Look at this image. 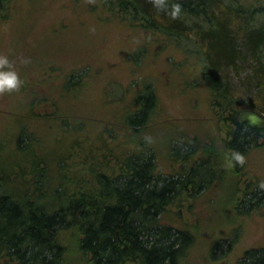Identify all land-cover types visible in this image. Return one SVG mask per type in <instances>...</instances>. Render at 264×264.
Here are the masks:
<instances>
[{"label":"rangeland","instance_id":"obj_1","mask_svg":"<svg viewBox=\"0 0 264 264\" xmlns=\"http://www.w3.org/2000/svg\"><path fill=\"white\" fill-rule=\"evenodd\" d=\"M199 49L195 39L177 43L133 27L90 0H0V52L9 55L24 80L19 90L0 94V165L10 169L21 163L25 153L16 142L23 132L46 133L41 131L46 124L38 125L39 118L28 111L36 107L37 93L60 96L67 76L82 74L83 83L63 93L58 109L75 128L61 130L79 135L84 147L75 149L63 136L50 148L54 165L64 155V171L71 177L85 180L93 168L116 178L129 156L153 153L157 171L176 180L203 159L206 186L183 194L161 213L163 224L193 234L179 264H240L246 252L264 251V147H252L241 170L226 166L229 123L214 105ZM243 51L237 67L223 68L232 85L231 107L241 110L245 102H256L264 112L258 76L250 67L254 62ZM24 57L30 62L21 63ZM49 65L55 68L49 71ZM147 85L154 89L156 108L147 124L131 125L127 118L139 107L135 97ZM49 138L41 145L51 144ZM29 147L35 148L34 142ZM63 264L85 261L73 251Z\"/></svg>","mask_w":264,"mask_h":264},{"label":"trees","instance_id":"obj_2","mask_svg":"<svg viewBox=\"0 0 264 264\" xmlns=\"http://www.w3.org/2000/svg\"><path fill=\"white\" fill-rule=\"evenodd\" d=\"M90 2L93 7L128 20L133 27L177 43L199 41L205 62L203 72L213 90L214 105L229 123L226 141L230 153L239 151L245 158L252 147H264V128L250 127L240 119L242 109L231 107L232 85L223 71L225 67H237L246 50L247 58L254 62L250 67L258 76L260 95L264 97V0H165L163 8L154 5L153 0ZM176 2L182 10L174 18L170 11ZM52 67L55 68L49 65V71ZM68 77L60 96L38 92L33 102L36 107L29 106L28 111L39 118L35 122L46 124L41 130L47 129L46 133L37 134L34 128V136L23 132L16 142V147L25 153L21 163L10 169L0 165V264H63L67 253L73 251L83 256L85 264H179V255L184 245L193 241V234L163 224L161 213L183 194L189 196L206 186L208 177L200 166L207 162L198 159L176 180L157 171L153 153L133 160L129 156L116 178L108 173L95 174L93 168L85 180L80 174L67 175L64 155H58L56 166L49 153L66 136L74 142L75 149L84 147L79 135L61 130L75 128L68 117H62L66 115L59 111L58 103L65 99L64 92L83 83L82 74L78 79ZM135 101L139 107L127 123L142 127L150 121L157 105L152 86L139 92ZM244 104L243 109L263 112L256 102ZM36 109H40L38 114ZM40 117L53 120V125ZM48 134L52 143L42 146ZM33 142L32 149L29 144ZM234 164L229 167L241 170L239 162ZM263 252H246L240 264H264Z\"/></svg>","mask_w":264,"mask_h":264},{"label":"clouds","instance_id":"obj_3","mask_svg":"<svg viewBox=\"0 0 264 264\" xmlns=\"http://www.w3.org/2000/svg\"><path fill=\"white\" fill-rule=\"evenodd\" d=\"M158 8L165 6V0H153ZM182 6L179 2L172 5L170 14L175 18L181 14ZM21 63H29L30 58H21ZM24 84V80L15 67V63L5 52H0V94L19 90ZM244 155L239 151H232L226 158V166H233L235 162L243 163Z\"/></svg>","mask_w":264,"mask_h":264},{"label":"water","instance_id":"obj_4","mask_svg":"<svg viewBox=\"0 0 264 264\" xmlns=\"http://www.w3.org/2000/svg\"><path fill=\"white\" fill-rule=\"evenodd\" d=\"M240 119L253 128H264V113L253 108H244L240 112Z\"/></svg>","mask_w":264,"mask_h":264}]
</instances>
